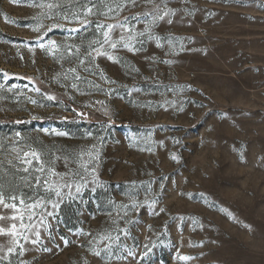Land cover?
<instances>
[{"label":"rangeland","instance_id":"rangeland-1","mask_svg":"<svg viewBox=\"0 0 264 264\" xmlns=\"http://www.w3.org/2000/svg\"><path fill=\"white\" fill-rule=\"evenodd\" d=\"M32 2L0 0V264H264V0Z\"/></svg>","mask_w":264,"mask_h":264},{"label":"snow or ice","instance_id":"snow-or-ice-1","mask_svg":"<svg viewBox=\"0 0 264 264\" xmlns=\"http://www.w3.org/2000/svg\"><path fill=\"white\" fill-rule=\"evenodd\" d=\"M15 2H19V0H15ZM148 2H149V3H153L154 0H148ZM161 2L163 3L164 0H161ZM31 6H37V7L48 8V9H52V8L57 7V5H56V4H53V3H47V4L41 3V4H36V3H35V0H33ZM156 7L159 8V5H156ZM86 11H87L88 14H91V13H92V8H88ZM109 11H111V9H109ZM169 11H171V10H169ZM166 15H168V12H165L164 15H156V16H154V18H153V22H155L156 20H162V19H164V17H165ZM77 19H78V17H77ZM84 23H87V21H84ZM52 27H62V25H52ZM98 27H103V25H98ZM115 27H116V25H112V24L107 25V28L109 29V31H105V32L103 33V35H104V37H105V42H106V43H109V32H110L112 29H114ZM34 30H35V31H39L38 28H37V29H34ZM48 30L50 31L51 29L49 28ZM75 30H76V29H72V31H75ZM147 30H148V29H146V31H147ZM121 39H123V38H121ZM50 43H51L52 45H55L56 42H55V41H51ZM118 43H119V42H116V43H110V46H111L112 48H116V47L118 46ZM124 46H125V47H130V44H125ZM93 51L96 52V55H97V56H99V55H107V53L101 52V51H99V50H97V49H93ZM78 54H79V53L77 52V55H78ZM86 55L89 56V57H92V53H91V52L87 53ZM108 58H109V59H114V57H112V56H109ZM92 59H95V57H92ZM80 63H84V61L81 60ZM69 71L75 73L76 69H75V68H72V69H70ZM76 78L79 79V77H76ZM73 87H76V85H73ZM37 91H39V90L37 89ZM49 99H55V97H49ZM33 103H34V101H33ZM58 134H59V135H66V133H58ZM16 135L19 136L20 134L17 133ZM29 155H30L29 153H24V156H25V157H28ZM31 156H32L34 159L39 160V156H38V154H36V153H32ZM173 159H176V157L173 156ZM24 162H25L26 164H29V165L32 164V160H31V159H27V160H25ZM40 170L42 171V169H40ZM93 171H95V170L93 169ZM45 183H47V182L45 181ZM65 187H72V185L66 184ZM77 191H79V187H77ZM56 195H57V196L60 195L59 190L56 191ZM10 199H12V200H16L17 197H10ZM20 203L23 204L24 201H23L22 199H20ZM0 204H2L4 208H12V209H15V208L17 207L15 203H6V202H5V200H4V195H3V191H2V186H0ZM36 206H38V205H32V206H30V207H36ZM16 218H17L16 216H12V217H11L12 220H15ZM0 219H7V218H6V217H3V216H0ZM16 227H17L16 224H12V226H11L10 229H7V230H6V229H4V228H0V234H6L7 232H11V234L16 235V232H15ZM20 227H21V228H24L25 226L21 223ZM25 239H27V237H25ZM65 243H67V242H65ZM8 251H9V252H12L13 249H12V248H9ZM148 251H150V249H149ZM148 251H146V252L144 253L145 256L148 255ZM96 255L99 256L100 253L97 252ZM180 259H182V260H188V259H191V257H188V256H181Z\"/></svg>","mask_w":264,"mask_h":264}]
</instances>
